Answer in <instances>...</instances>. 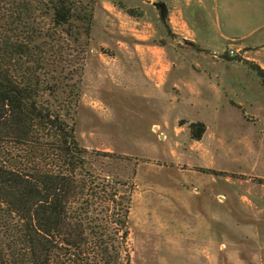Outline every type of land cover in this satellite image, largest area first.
<instances>
[{"label": "rangeland", "instance_id": "rangeland-1", "mask_svg": "<svg viewBox=\"0 0 264 264\" xmlns=\"http://www.w3.org/2000/svg\"><path fill=\"white\" fill-rule=\"evenodd\" d=\"M115 1L137 17L96 0L90 36L61 42L62 97L78 94L80 146L115 155L95 171L133 185L130 263L264 264V80L243 50L228 61L181 46L150 0ZM262 21L231 34L264 63Z\"/></svg>", "mask_w": 264, "mask_h": 264}, {"label": "trees", "instance_id": "trees-1", "mask_svg": "<svg viewBox=\"0 0 264 264\" xmlns=\"http://www.w3.org/2000/svg\"><path fill=\"white\" fill-rule=\"evenodd\" d=\"M95 2L0 0V218L6 224L0 264H131L133 185L95 171L98 158L115 155L80 146L78 94L73 101L62 97L61 42L90 36ZM116 6L137 17L124 3ZM156 7L168 31L167 9ZM37 18L47 20L45 29ZM239 61L264 80L258 64Z\"/></svg>", "mask_w": 264, "mask_h": 264}, {"label": "crops", "instance_id": "crops-1", "mask_svg": "<svg viewBox=\"0 0 264 264\" xmlns=\"http://www.w3.org/2000/svg\"><path fill=\"white\" fill-rule=\"evenodd\" d=\"M108 1L117 7L120 1ZM162 3L167 9L168 32L181 46L189 47L198 55L217 58L228 50H243V58L263 66L264 63L249 54L253 49L243 44V37L232 36L231 30L246 25L251 28L264 21V0H150L156 7ZM262 21V22H263ZM134 30V28L132 29ZM134 35L140 36L138 33ZM255 38V37H254ZM261 47V46H260ZM258 48V47H256ZM254 48V49H256Z\"/></svg>", "mask_w": 264, "mask_h": 264}, {"label": "built area", "instance_id": "built-area-1", "mask_svg": "<svg viewBox=\"0 0 264 264\" xmlns=\"http://www.w3.org/2000/svg\"><path fill=\"white\" fill-rule=\"evenodd\" d=\"M241 50H237V51H235V50H232V49H230V50H228L225 54L227 55V56H230V57H236V56H240V57H242L241 56Z\"/></svg>", "mask_w": 264, "mask_h": 264}, {"label": "water", "instance_id": "water-1", "mask_svg": "<svg viewBox=\"0 0 264 264\" xmlns=\"http://www.w3.org/2000/svg\"><path fill=\"white\" fill-rule=\"evenodd\" d=\"M156 6H157V4H156Z\"/></svg>", "mask_w": 264, "mask_h": 264}]
</instances>
